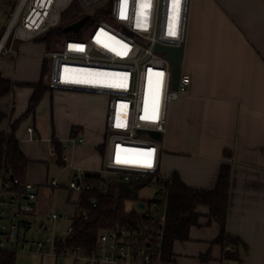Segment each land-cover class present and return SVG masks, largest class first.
I'll use <instances>...</instances> for the list:
<instances>
[{"label":"crops","instance_id":"crops-1","mask_svg":"<svg viewBox=\"0 0 264 264\" xmlns=\"http://www.w3.org/2000/svg\"><path fill=\"white\" fill-rule=\"evenodd\" d=\"M189 8L181 68L191 75V84L168 107L160 140L161 171L167 176L179 172L192 187L213 188L227 159L225 151L230 150L225 229L240 244L216 241L221 226L208 216L209 208L200 205V224L190 228L187 240L173 243L172 264H264V0H191ZM44 50L36 43L17 41L13 52L0 54V73L12 83L9 92L0 93V110L6 115L1 128L9 131L18 122L15 134L29 159L25 180L38 191L34 211L22 219L26 230L28 219L47 208H52L51 214L72 213L66 219L68 226L72 224L79 208L77 192L69 183L85 170H102L107 147L105 115L103 128L101 108L94 102L100 97L97 93L49 89L35 111L27 113L43 78ZM71 136L83 137L85 143L72 146L65 163L56 143ZM45 226L41 222L40 227ZM235 250L237 256L230 255ZM73 260L65 264H90Z\"/></svg>","mask_w":264,"mask_h":264},{"label":"built area","instance_id":"built-area-1","mask_svg":"<svg viewBox=\"0 0 264 264\" xmlns=\"http://www.w3.org/2000/svg\"><path fill=\"white\" fill-rule=\"evenodd\" d=\"M73 1L17 0L0 40V54L13 52L17 41L34 40L60 25L63 12ZM82 1L89 5L100 0ZM123 2L111 0L105 16L92 22L87 34L81 31L80 36L60 38L58 48L45 51L47 85L52 90L92 92L107 97V147L100 172L108 174H103L107 181L132 182L145 176L153 177L148 186L157 187L156 203L153 206L145 203L140 214L145 219L164 220L167 200L160 181L169 176L161 171L160 140L149 132L164 134L168 107L188 90L191 75L182 72L178 88L173 89V64L165 54L157 52L156 46L185 43L191 0H127L124 18H121ZM29 130L32 132V127ZM77 143H85V139L71 136L61 142V158L65 163L70 160V148ZM51 183L58 186L60 182L52 179ZM69 189L80 192L91 189V185L83 180L81 173L70 181ZM100 192L105 193L106 187L102 185ZM37 199L34 183L15 177L11 167L3 168L0 248L19 246L41 254L69 256L90 264L116 261L163 264L160 254L153 247L142 244L136 232L128 229L102 232L97 248L90 253L81 245L57 249L60 242L71 237L74 232L72 224L64 234L54 233L43 240L31 241L22 237L20 229L27 226L18 219L34 211ZM92 203L96 205V200L93 199ZM87 216L84 212V217ZM71 217L73 215L69 212H54L49 220L56 222Z\"/></svg>","mask_w":264,"mask_h":264},{"label":"trees","instance_id":"trees-1","mask_svg":"<svg viewBox=\"0 0 264 264\" xmlns=\"http://www.w3.org/2000/svg\"><path fill=\"white\" fill-rule=\"evenodd\" d=\"M106 12L102 16H105ZM99 17L101 16L93 17L90 15L85 25L87 23L91 24ZM85 25L82 26L80 31L75 32L74 30H65L67 25L61 23L34 40L44 42L47 49H51L56 39L66 36H80ZM47 70L48 64L45 62L43 77L47 74ZM36 87L27 113L35 111L43 94L50 89L43 78ZM11 89V81L4 78L0 73V93L9 92ZM5 116L0 110V171L5 167H11L13 175L24 181L29 167V159L23 153L19 139L15 134L18 122H14L9 131L1 128ZM56 150L59 152L61 160V143H56ZM101 151L105 153L104 148ZM225 156L227 159L221 164L213 188L189 186L183 181L179 172L176 171L172 172L167 179L160 181V185L164 186L167 200L164 220L157 218L145 219L143 215L136 211L135 207L130 210L127 209L128 202H138V204L145 202L149 206L156 203L154 198L150 201L139 198V191L151 184L154 180L153 177L145 176L132 182L107 181L100 171L85 170L83 180L90 183L91 189L77 192L75 201L79 209L72 220L74 232L66 242H60L57 249L62 250L66 246L81 245L90 253L97 248V242L102 232L128 229L136 232V236L142 244L153 247L160 254L163 264H172L174 263L173 243L176 240H187L190 228L193 225L200 224L202 214L197 210L200 205L207 206L209 208L208 216L221 226V233L216 241L224 245L232 244L237 247L240 240L227 234L225 229L231 190L232 152L230 150L225 151ZM102 185L106 187L105 193L100 192ZM93 199L96 200V205H93ZM84 212H87V217H84ZM237 250L230 252V255L237 256ZM16 262V249L0 248V264H16Z\"/></svg>","mask_w":264,"mask_h":264},{"label":"rangeland","instance_id":"rangeland-1","mask_svg":"<svg viewBox=\"0 0 264 264\" xmlns=\"http://www.w3.org/2000/svg\"><path fill=\"white\" fill-rule=\"evenodd\" d=\"M111 0H100L95 1L92 4H85L82 0H74L72 4L63 12L62 14V21L61 23L63 25H68L72 22H75L80 17L84 15H91V16H102L106 12L107 6L110 4ZM17 4V0H1L0 1V36L4 29H6V26L15 10ZM90 24L87 23L85 27L82 29L84 32L83 34H87L89 31ZM38 40V39H37ZM59 39L54 40L51 48H58L59 46ZM29 43H36L38 44L39 48L42 49V51L47 48H45L44 44L36 41V40H29ZM44 50V51H45ZM43 80L45 83L48 82V76L47 74L43 77ZM100 97H94V102L100 106L101 116V126L104 128V115L106 114L105 106L107 105V97L105 95L99 94ZM107 139V137H106ZM103 174L106 176L108 175L106 172H103ZM120 180V179H119ZM121 181V180H120ZM157 191L156 186H146L143 187L139 191V198L144 199L146 201H150L154 198L155 193ZM133 207H135L136 211H142L141 208H139L138 202H128L127 203V209L130 210ZM52 212V208H47L45 212L42 214L37 213L34 216H31L28 221L31 223L29 229H25L24 227H21L20 229V235L22 237H26L29 240H38V239H45L49 236H53L55 231L57 230L59 235L64 234L65 228L68 226L69 222L64 219L60 218L59 221H56L55 223L49 221L50 214ZM25 217V216H24ZM23 217H20L18 220H22ZM41 222H45V227H40ZM56 232V233H57ZM17 250V264H65L66 262L72 263L74 260L72 257L69 256H59L58 258H55L53 256H42V254L37 253L35 251H31L29 249H22L19 246L14 247Z\"/></svg>","mask_w":264,"mask_h":264},{"label":"water","instance_id":"water-1","mask_svg":"<svg viewBox=\"0 0 264 264\" xmlns=\"http://www.w3.org/2000/svg\"><path fill=\"white\" fill-rule=\"evenodd\" d=\"M89 18H90V15L87 14L81 17L80 19L76 20L75 22L68 24L65 27V30L78 31L81 28V26H83L89 20ZM184 49H185V44H181L179 46L158 44L156 46L157 52L165 54L167 59H169L173 64V75H172V88L173 89L178 88V85H179L180 76L182 73L181 61L184 56ZM149 133L151 134V136H153L154 138L158 140H161L163 137V134L158 131H150ZM144 206H145L144 202L139 203L140 208H143Z\"/></svg>","mask_w":264,"mask_h":264},{"label":"snow or ice","instance_id":"snow-or-ice-1","mask_svg":"<svg viewBox=\"0 0 264 264\" xmlns=\"http://www.w3.org/2000/svg\"><path fill=\"white\" fill-rule=\"evenodd\" d=\"M126 3H127V0H124V2L122 3V5H121V18H124V8H125V6H126ZM172 34H174V33H172ZM126 47V46H125ZM79 50H83L82 48L81 49H79ZM143 118V117H142ZM118 126H120V125H118ZM148 166H151L150 164L148 165Z\"/></svg>","mask_w":264,"mask_h":264},{"label":"bare ground","instance_id":"bare-ground-1","mask_svg":"<svg viewBox=\"0 0 264 264\" xmlns=\"http://www.w3.org/2000/svg\"><path fill=\"white\" fill-rule=\"evenodd\" d=\"M176 2V1H175Z\"/></svg>","mask_w":264,"mask_h":264}]
</instances>
